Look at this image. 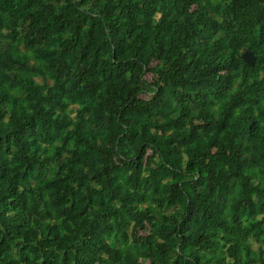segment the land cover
I'll return each instance as SVG.
<instances>
[{"label": "trees", "instance_id": "1", "mask_svg": "<svg viewBox=\"0 0 264 264\" xmlns=\"http://www.w3.org/2000/svg\"><path fill=\"white\" fill-rule=\"evenodd\" d=\"M0 116V264H264V0H0Z\"/></svg>", "mask_w": 264, "mask_h": 264}, {"label": "water", "instance_id": "2", "mask_svg": "<svg viewBox=\"0 0 264 264\" xmlns=\"http://www.w3.org/2000/svg\"><path fill=\"white\" fill-rule=\"evenodd\" d=\"M242 58L249 64H253L256 60V57L248 51L242 54Z\"/></svg>", "mask_w": 264, "mask_h": 264}, {"label": "rangeland", "instance_id": "3", "mask_svg": "<svg viewBox=\"0 0 264 264\" xmlns=\"http://www.w3.org/2000/svg\"><path fill=\"white\" fill-rule=\"evenodd\" d=\"M40 69H41V67H40ZM150 77H151V75H146L145 76V79L147 80V81H150ZM142 98H148V97H146L145 95H142L141 96ZM0 125H3V120H2V118H1V116H0ZM202 221L203 219L202 218H200L198 221ZM140 256H139V258L142 260V258H143V255L142 254H139Z\"/></svg>", "mask_w": 264, "mask_h": 264}]
</instances>
